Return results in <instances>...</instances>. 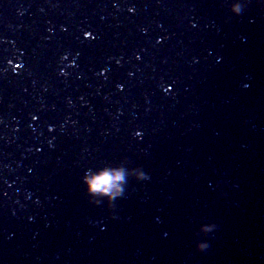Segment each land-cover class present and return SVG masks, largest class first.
<instances>
[{"label": "water", "instance_id": "water-1", "mask_svg": "<svg viewBox=\"0 0 264 264\" xmlns=\"http://www.w3.org/2000/svg\"><path fill=\"white\" fill-rule=\"evenodd\" d=\"M0 121V264H264V0H0Z\"/></svg>", "mask_w": 264, "mask_h": 264}, {"label": "clouds", "instance_id": "clouds-1", "mask_svg": "<svg viewBox=\"0 0 264 264\" xmlns=\"http://www.w3.org/2000/svg\"><path fill=\"white\" fill-rule=\"evenodd\" d=\"M134 11V9H131ZM234 10L239 12L240 6L237 4L234 6ZM139 59V56L137 57ZM11 63V62H10ZM62 74H66L61 70ZM122 87V86H121ZM171 86H169L170 88ZM36 119L37 117H33ZM2 122V121H0ZM140 177H144V173H139ZM125 180V171L123 168H105L94 174L86 175L85 182L89 186V192L92 194L107 195L110 198L122 193V183ZM205 231L209 230V226H205ZM201 249L206 248L207 244L201 243L199 245Z\"/></svg>", "mask_w": 264, "mask_h": 264}]
</instances>
